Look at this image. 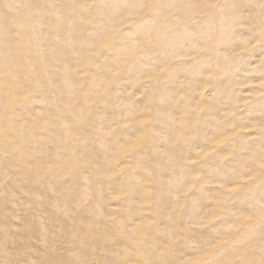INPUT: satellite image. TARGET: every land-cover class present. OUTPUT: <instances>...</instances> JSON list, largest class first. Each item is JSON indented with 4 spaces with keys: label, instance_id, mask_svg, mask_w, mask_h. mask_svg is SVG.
Segmentation results:
<instances>
[{
    "label": "bare ground",
    "instance_id": "obj_1",
    "mask_svg": "<svg viewBox=\"0 0 264 264\" xmlns=\"http://www.w3.org/2000/svg\"><path fill=\"white\" fill-rule=\"evenodd\" d=\"M0 264H264V0H0Z\"/></svg>",
    "mask_w": 264,
    "mask_h": 264
},
{
    "label": "rangeland",
    "instance_id": "obj_2",
    "mask_svg": "<svg viewBox=\"0 0 264 264\" xmlns=\"http://www.w3.org/2000/svg\"><path fill=\"white\" fill-rule=\"evenodd\" d=\"M108 190H109V191H112L113 188H110V187H109ZM114 194H115V193H113V195H114ZM109 204H113L112 200L109 201Z\"/></svg>",
    "mask_w": 264,
    "mask_h": 264
}]
</instances>
